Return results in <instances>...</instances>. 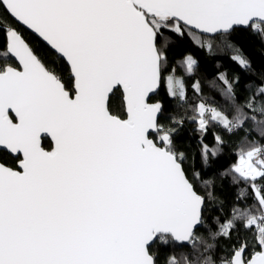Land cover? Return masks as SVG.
Listing matches in <instances>:
<instances>
[{
    "label": "snow or ice",
    "instance_id": "6c2138e0",
    "mask_svg": "<svg viewBox=\"0 0 264 264\" xmlns=\"http://www.w3.org/2000/svg\"><path fill=\"white\" fill-rule=\"evenodd\" d=\"M2 12L20 27L0 14V264H181L177 246L190 249L182 264H264V78L245 84L241 102L240 78L218 72L208 84L223 104L194 80L192 114L168 122L152 102L163 85L178 106L189 104L184 79L165 75L173 36L187 34L209 55L220 37L251 71L228 38L241 31L264 41V0H0ZM178 63L195 76L191 54ZM185 119L200 133L203 168L226 143L215 132V144L204 143L210 126L244 133L220 176L246 187L224 220L213 216L215 229L205 219L218 201L215 179L177 147ZM249 121L259 140L248 139ZM249 190L252 203L241 204ZM234 233L227 255L214 257Z\"/></svg>",
    "mask_w": 264,
    "mask_h": 264
},
{
    "label": "trees",
    "instance_id": "16d2710c",
    "mask_svg": "<svg viewBox=\"0 0 264 264\" xmlns=\"http://www.w3.org/2000/svg\"><path fill=\"white\" fill-rule=\"evenodd\" d=\"M4 20L8 23L20 27L16 22L9 16L6 12L0 13ZM21 31H24L25 34L29 37L30 41L33 44V47L37 49L38 53L45 57L46 59H52V52L47 46L40 41L38 38L29 34L25 29L21 28ZM235 45H237L244 55L251 61V71L243 70L238 63L233 61L230 57L234 54L231 50L223 46L220 37H216L213 41V49L215 54L209 55L206 46L201 48L193 43L192 39L185 34L183 38L178 36H173L174 43L170 44L168 48V60L169 65L166 70L165 75L172 72L175 69V76L182 77L185 84L187 85V97L189 104L184 106H178L177 101L173 98H170L166 91L165 86L162 85L159 94L152 99V102L157 100L161 101L164 106V115L161 117V120L168 122V118L171 116H190L192 103H198V100H195V93L193 92L191 85L194 80H200L203 86V94L210 98L209 102H215L216 104H223L219 92L213 90L208 81L216 77L218 72L226 71L230 79L235 77L240 78V82L237 85V93L239 95L240 101L242 102L245 97L250 93L245 89V84L249 81H254L259 83L262 78H264V41H262L257 36L251 35L246 32L237 31L234 32L229 38ZM202 41L209 40V37L201 36ZM3 42L2 35H0V43ZM191 54L198 62V69L195 76L186 75L183 66L178 63L182 61L183 58ZM14 62V61H13ZM219 65V67H217ZM219 83V81H217ZM187 110V111H186ZM246 127L251 131L249 140H259V134L255 131V127L251 121L248 122ZM220 134L225 143L223 154L216 159L209 158V164L207 168L202 167L201 154H200V133L196 131V126L194 123L185 119V124L183 127L179 128L178 134L176 135L177 147L188 154L189 163L192 162V158L195 159V166L197 169L202 170V173L205 178L212 177L215 179V194L218 197V201L209 202L208 208L210 211L206 213L205 219L208 223L215 229V224H212V218L215 215H219L221 220H224L225 214L228 213L230 206L234 201V196L237 188H245L246 185L241 183L240 185H231L230 177H221L220 172L227 168V166L234 162L236 156L233 154V150L238 151L237 142L244 135L243 132H239L235 135H229L223 129L212 125L209 127L207 134L203 137L204 143L208 145H214V135L213 133ZM43 144L46 148L50 147V140L46 139L43 141ZM222 201V203H220ZM241 204H251L252 203V194L251 190L248 191L244 200L240 202ZM223 208V213L219 212L218 209ZM202 233L205 232L204 229H200ZM206 235V233H205ZM240 236L242 238H247L249 241L253 240V233L250 231H244L240 229ZM236 234H233L232 240H226L221 238L217 241V248L214 250L213 255L216 258H219L222 254L227 255V253H222V247H230L233 243L236 242ZM157 250L160 252H167L161 245H157ZM190 252V249L187 247H175L171 250V254L175 255L178 261H181L183 255H186Z\"/></svg>",
    "mask_w": 264,
    "mask_h": 264
},
{
    "label": "water",
    "instance_id": "95a60500",
    "mask_svg": "<svg viewBox=\"0 0 264 264\" xmlns=\"http://www.w3.org/2000/svg\"><path fill=\"white\" fill-rule=\"evenodd\" d=\"M12 19H13V18H12ZM14 21H15V20H14ZM15 22H16V21H15ZM16 24H17V23H16ZM18 26H19V25H18ZM26 31H27V30H26ZM27 32H28V31H27ZM28 33L30 34L31 32H28ZM31 34H32L33 36H35V34H33V33H31ZM202 36H203V35H202ZM203 37H204V36H203ZM36 38H37V37H36ZM38 39H39V38H38ZM40 41H41V40H40ZM161 88H162V87H161ZM160 90H161V89H160ZM160 90H159V91H160ZM156 96H157V95H156ZM156 96H153V98L156 97ZM153 98H152V99H153ZM45 140H46V139H45ZM48 140H50V139H48Z\"/></svg>",
    "mask_w": 264,
    "mask_h": 264
}]
</instances>
